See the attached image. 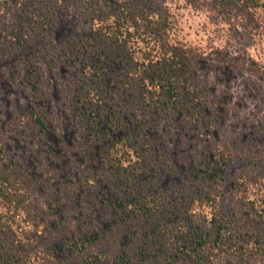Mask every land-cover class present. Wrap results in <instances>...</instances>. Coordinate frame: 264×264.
Returning <instances> with one entry per match:
<instances>
[{
  "label": "rangeland",
  "instance_id": "rangeland-1",
  "mask_svg": "<svg viewBox=\"0 0 264 264\" xmlns=\"http://www.w3.org/2000/svg\"><path fill=\"white\" fill-rule=\"evenodd\" d=\"M140 5L169 23L175 42L193 49L198 86L214 112L211 125L200 128L175 112H136L115 86L106 99L140 133L150 154L148 184L102 166L106 140L92 135L78 107L96 51H73L67 40H82L90 30L86 0H0L1 158L23 182L20 203L8 211L7 231L0 234L1 262L166 264L165 234L183 233L208 191L203 169L211 149L231 161L218 167L224 190L213 210L225 225L224 242L203 264H264L250 230L264 200V9L218 0ZM30 107L50 119L47 131L26 124L21 112ZM157 185L162 221H174L165 234L153 227L155 217L130 214L129 199ZM181 264L198 263L184 257Z\"/></svg>",
  "mask_w": 264,
  "mask_h": 264
},
{
  "label": "trees",
  "instance_id": "trees-1",
  "mask_svg": "<svg viewBox=\"0 0 264 264\" xmlns=\"http://www.w3.org/2000/svg\"><path fill=\"white\" fill-rule=\"evenodd\" d=\"M142 0H86L92 16L89 31L82 40L70 37L68 49L81 51L91 46L95 51L94 60L84 71L85 83L78 96V107L90 122L92 135L105 139L100 150L102 166L119 178H135L148 184L145 177L151 171L150 154L139 140L140 133L129 128L106 99L115 86L122 91L124 100H131L136 112L148 111L186 115L196 127H207V120L214 114L206 104L198 86L197 74L192 61L196 57L193 49L173 40L169 23L149 15L140 5ZM219 4H239L247 10L264 9V0H218ZM8 13V2L2 4ZM161 18V19H160ZM31 24L30 31L34 29ZM25 32H29L27 29ZM20 40L17 38L16 41ZM220 62L226 64V58ZM114 79L117 81L114 82ZM35 82V81H34ZM36 90L39 87L33 84ZM26 124L37 126L41 131L50 127V119L38 107L26 108L21 112ZM213 120V118H211ZM212 132V129H208ZM0 149V234L7 231L4 221L8 211L20 203L23 182L3 162ZM203 169L208 180V191L200 196V205L192 210L194 222H186L183 233H164L165 225L174 223L164 218L162 209V188L157 185L143 195H133L129 201L133 206L130 214L134 217H155L152 224L165 234L163 254L166 264H181L184 257H190L203 264L207 257L224 242L225 225L218 217L217 202L223 196L224 177L218 167L227 166L231 158L220 150L208 149ZM135 165H138L134 168ZM132 171V172H129ZM129 172V173H128ZM133 176V177H132ZM154 179V176L150 177ZM128 210L127 208H125ZM255 219L250 230L258 236L260 252L264 253V200L255 209ZM254 226V227H253ZM171 228V227H170ZM165 231H168L165 230ZM171 233V232H169ZM0 264H11L1 262ZM5 260V259H4Z\"/></svg>",
  "mask_w": 264,
  "mask_h": 264
}]
</instances>
